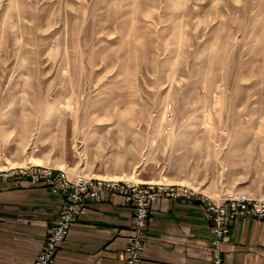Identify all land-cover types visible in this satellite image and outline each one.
<instances>
[{
	"label": "rangeland",
	"instance_id": "obj_1",
	"mask_svg": "<svg viewBox=\"0 0 264 264\" xmlns=\"http://www.w3.org/2000/svg\"><path fill=\"white\" fill-rule=\"evenodd\" d=\"M35 140L58 168L264 198V0H0V154Z\"/></svg>",
	"mask_w": 264,
	"mask_h": 264
},
{
	"label": "crops",
	"instance_id": "obj_2",
	"mask_svg": "<svg viewBox=\"0 0 264 264\" xmlns=\"http://www.w3.org/2000/svg\"><path fill=\"white\" fill-rule=\"evenodd\" d=\"M35 143L38 151L26 153L25 146L15 154L2 151L0 169L30 161L52 165V140ZM137 175L144 181L158 177L144 171ZM66 202L65 191L31 184L25 176L0 178V264H32ZM132 216V205L119 195L86 197L85 208L53 264H123ZM213 236L201 200L189 195L163 197L153 206L139 264H211ZM221 248L226 264H264V217L234 221Z\"/></svg>",
	"mask_w": 264,
	"mask_h": 264
},
{
	"label": "built area",
	"instance_id": "obj_3",
	"mask_svg": "<svg viewBox=\"0 0 264 264\" xmlns=\"http://www.w3.org/2000/svg\"><path fill=\"white\" fill-rule=\"evenodd\" d=\"M25 176L34 185L50 186L54 191H65L67 202L60 210L53 228L46 235V243L35 264H50L53 255L66 239L72 222L86 205V197L98 198L105 193L123 196L133 207V229L125 248L126 264H135L143 255V235L153 206L161 198L189 195L206 206V217L213 233L211 264H225L221 245L231 225L240 218H263L264 198H256L245 191L230 190L212 197L189 185L166 181L137 183L128 179L96 176L80 170L52 165L23 164L0 169V178Z\"/></svg>",
	"mask_w": 264,
	"mask_h": 264
}]
</instances>
